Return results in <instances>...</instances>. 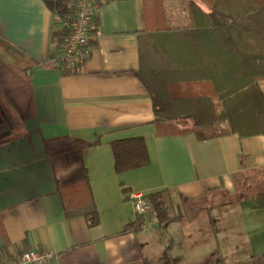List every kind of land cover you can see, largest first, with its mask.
Segmentation results:
<instances>
[{"label":"crops","instance_id":"1","mask_svg":"<svg viewBox=\"0 0 264 264\" xmlns=\"http://www.w3.org/2000/svg\"><path fill=\"white\" fill-rule=\"evenodd\" d=\"M90 1L102 4L93 23L100 36L74 70L56 62L50 34L59 24L41 0H0V256L37 247L51 252L49 264H152L149 255L159 264L163 254L179 264L263 258L264 195L223 206L211 198L231 196L233 175L242 171L264 181V136L210 138L189 129L158 137L150 96L136 76L138 33L189 25L192 4ZM145 1L157 3L145 5L142 19ZM194 1L198 24L210 22L213 0ZM215 42H193L196 58L211 60L206 73L220 70ZM129 139L142 140L148 161L117 174L111 146ZM77 143L86 145L81 153ZM84 183L98 217L92 228L81 213L70 215L88 203ZM159 191L181 218L159 226L142 216L138 233L125 232L137 216L131 196ZM195 207L201 215L188 220Z\"/></svg>","mask_w":264,"mask_h":264},{"label":"trees","instance_id":"2","mask_svg":"<svg viewBox=\"0 0 264 264\" xmlns=\"http://www.w3.org/2000/svg\"><path fill=\"white\" fill-rule=\"evenodd\" d=\"M41 1L50 11L53 22L59 24L50 34V44L60 48L68 37V33L60 29L61 23L79 0ZM189 2L192 4L189 25L162 27L152 32L141 30L137 35L139 70L136 76L150 96L157 136H177L189 129L207 132L210 138L264 136V0H213L207 15L210 22L205 24H198L193 8L195 1ZM148 3L157 2L142 3V19ZM96 5L101 7L102 4ZM201 38L216 41L218 74L206 73L211 70V60L196 58L193 42ZM211 51L212 48L204 49V52ZM85 147L81 143L76 145L78 153ZM111 151L117 174L143 167L148 161L141 139L114 142ZM244 161L240 158L242 166ZM254 175L251 171L233 175V194L229 196L224 192L228 197L216 200L213 196L212 204L223 206L264 195V181L255 180ZM81 187L86 190L88 203L70 215L81 213L88 227H96L98 217L89 187L87 183ZM144 199L155 210L159 226L181 218L165 191L145 195ZM145 220L136 216L126 225L125 232L138 233ZM10 257V254L2 255L0 260ZM161 258V264L178 262L165 254ZM243 264H264V257Z\"/></svg>","mask_w":264,"mask_h":264},{"label":"built area","instance_id":"3","mask_svg":"<svg viewBox=\"0 0 264 264\" xmlns=\"http://www.w3.org/2000/svg\"><path fill=\"white\" fill-rule=\"evenodd\" d=\"M98 10L99 7L90 0H80L74 4L70 13L64 16L60 29L65 30L68 37L58 49L55 58L58 64L78 70L88 59L92 50V40L100 36L99 31L93 28ZM131 200L135 215L156 217L155 210L142 194H133ZM51 256L50 251L33 247L20 255L0 261V264H49Z\"/></svg>","mask_w":264,"mask_h":264},{"label":"rangeland","instance_id":"4","mask_svg":"<svg viewBox=\"0 0 264 264\" xmlns=\"http://www.w3.org/2000/svg\"><path fill=\"white\" fill-rule=\"evenodd\" d=\"M201 133H202L201 135L208 136L207 135V132H201ZM192 210H193V212L191 211L189 214L188 213L186 214V218L188 220L189 219H192L193 217H199L201 215V213H202V211L196 212L197 211V207L193 208ZM183 212L185 213L187 211H183ZM140 243H141V245H144L141 240H140ZM160 243H161V246H163V239L162 238H160ZM151 249H152V252H156L157 249H158V245H157V243H156L155 240L154 241L153 240L151 241ZM156 254L158 255V252ZM148 259H149L150 263L157 264V260L154 261V258L152 257V255H149V258ZM203 263H204V261L200 262L199 264H203ZM159 264H161V260H160V263ZM177 264H179V261L177 262Z\"/></svg>","mask_w":264,"mask_h":264}]
</instances>
